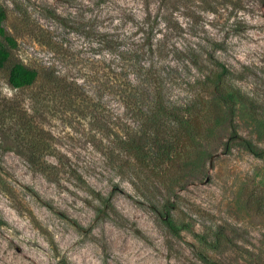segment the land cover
Here are the masks:
<instances>
[{
	"label": "rangeland",
	"instance_id": "obj_1",
	"mask_svg": "<svg viewBox=\"0 0 264 264\" xmlns=\"http://www.w3.org/2000/svg\"><path fill=\"white\" fill-rule=\"evenodd\" d=\"M0 6V264H264V0Z\"/></svg>",
	"mask_w": 264,
	"mask_h": 264
},
{
	"label": "trees",
	"instance_id": "obj_2",
	"mask_svg": "<svg viewBox=\"0 0 264 264\" xmlns=\"http://www.w3.org/2000/svg\"><path fill=\"white\" fill-rule=\"evenodd\" d=\"M5 18V8L3 6H0V36H4L7 42L11 46H14L16 43L15 40L11 36L6 35V31L3 25V20ZM8 57L9 50L0 42V67ZM140 69H145V75L142 79V82H165L166 72H163V69H157V67L151 63L148 67L140 66L139 71ZM136 70L137 69L133 68V70L131 71L136 72ZM229 73H231V70H228L226 67H222L221 71L219 72H217L216 70H210V72L204 74L203 77L199 80L201 83H203L205 91L211 90L221 98L228 99L230 95L238 94V90L234 86L227 85L228 91H225L223 89V86L219 84V82H223V76ZM36 76L37 72L34 68H30L20 62H16L10 67L8 82L13 87H22L31 84L35 80ZM195 82H197V80H193L192 84H195ZM161 86L162 85H159V87ZM154 95L156 106L153 115L158 116L165 110V103L163 101L164 95L163 92L159 90V88L157 91L155 90ZM197 95L198 94H196L195 96ZM122 143L123 147L129 152H133L136 149H139L136 145V142L131 136L126 137ZM241 145L255 154H261L264 151L257 144L246 138H242Z\"/></svg>",
	"mask_w": 264,
	"mask_h": 264
}]
</instances>
